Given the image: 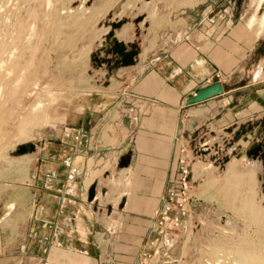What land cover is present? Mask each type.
Listing matches in <instances>:
<instances>
[{"label": "rangeland", "instance_id": "374dc122", "mask_svg": "<svg viewBox=\"0 0 264 264\" xmlns=\"http://www.w3.org/2000/svg\"><path fill=\"white\" fill-rule=\"evenodd\" d=\"M203 1L213 0H0V219L16 226L32 216L22 209L34 202V177L42 164L48 167L50 144H63L80 116L131 88L138 73L117 65L113 44L139 52L133 66L148 64L187 40L180 35L184 18L215 13L199 11ZM260 2H246L258 30L264 27ZM197 22L193 29H200ZM212 105L183 114L170 164L103 166L114 179L100 172L101 185L120 181L126 197L139 192L141 210L133 213L141 217L126 219L132 244L120 264L264 258V158L241 159L235 128L220 129L222 109ZM21 147L27 152L19 154ZM98 196L105 215L100 224L114 240L123 225L121 201L108 203L100 189Z\"/></svg>", "mask_w": 264, "mask_h": 264}, {"label": "crops", "instance_id": "0c3cea01", "mask_svg": "<svg viewBox=\"0 0 264 264\" xmlns=\"http://www.w3.org/2000/svg\"><path fill=\"white\" fill-rule=\"evenodd\" d=\"M246 2L200 3L199 11L212 7L215 13L184 18L180 35L187 40L148 64L129 67L138 73L131 88L117 92L115 101L94 114L80 116L63 144H50L48 167L42 164L34 177V202L22 209H31L32 216L27 214L16 226L13 220L0 219V264H120L119 255L124 260L132 244L125 238L126 219L141 217V212L133 213L141 210L139 192L126 197L120 181L101 185L100 174H106L103 179L113 177L103 166L122 168L123 159V167L131 168L170 164L183 114L192 109L212 102L222 109L219 128H235L237 145L245 154L241 159L264 158V27L251 25L257 16L249 15ZM195 21L200 29H193ZM217 82L223 83L224 95L186 111L192 96ZM99 189L103 198L111 197L108 203L121 201L118 239H111L110 228L100 224L105 215Z\"/></svg>", "mask_w": 264, "mask_h": 264}, {"label": "water", "instance_id": "95a60500", "mask_svg": "<svg viewBox=\"0 0 264 264\" xmlns=\"http://www.w3.org/2000/svg\"><path fill=\"white\" fill-rule=\"evenodd\" d=\"M112 52L119 57V60H117V65H121L122 67H133L135 59L138 57L139 52L135 49L128 50L127 47L121 45L120 43H114ZM104 63L107 62L109 64L110 61L105 60ZM224 85L222 82L214 83L208 87H206L203 90L198 91L194 96H192L191 99H189L186 102V107H192L194 105H201L206 103L207 101H210L215 98H219L220 96L224 95ZM27 150L24 147H21L19 149L18 153H26ZM30 152H33V150H30ZM127 163L126 159H123L121 162V167L125 166ZM96 186L91 188L89 191V197L90 201L93 202L96 198Z\"/></svg>", "mask_w": 264, "mask_h": 264}, {"label": "bare ground", "instance_id": "6f19581e", "mask_svg": "<svg viewBox=\"0 0 264 264\" xmlns=\"http://www.w3.org/2000/svg\"><path fill=\"white\" fill-rule=\"evenodd\" d=\"M264 2V0H261V2L259 3V8L261 7V4ZM255 23V22H254ZM252 254V253H251ZM244 257V256H243ZM248 260L250 262V264H264V258H261L259 256H248ZM248 262V261H247Z\"/></svg>", "mask_w": 264, "mask_h": 264}, {"label": "built area", "instance_id": "2783aa9c", "mask_svg": "<svg viewBox=\"0 0 264 264\" xmlns=\"http://www.w3.org/2000/svg\"><path fill=\"white\" fill-rule=\"evenodd\" d=\"M220 77H221V76H218V78H220ZM182 163H183V162H182ZM187 174H188L187 171H184V179H185V180H187V179H186V175H187Z\"/></svg>", "mask_w": 264, "mask_h": 264}]
</instances>
